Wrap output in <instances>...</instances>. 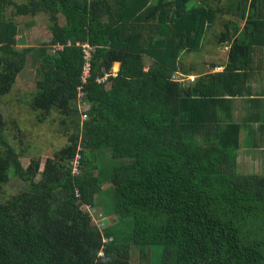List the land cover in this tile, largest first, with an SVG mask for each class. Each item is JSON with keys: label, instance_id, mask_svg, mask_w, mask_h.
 I'll list each match as a JSON object with an SVG mask.
<instances>
[{"label": "trees", "instance_id": "16d2710c", "mask_svg": "<svg viewBox=\"0 0 264 264\" xmlns=\"http://www.w3.org/2000/svg\"><path fill=\"white\" fill-rule=\"evenodd\" d=\"M221 4L236 5L243 33L233 39L240 27L226 23L217 38L231 43L225 70L186 84L193 68L181 60L201 50ZM9 7L47 13L50 40L19 49ZM257 42L264 47V0H0V99L30 63L32 109L56 110L77 129L41 171L39 158L21 162L0 114V190L12 178L25 183L0 200V264H133L136 249L145 262L152 246L159 264H264V176L237 173L239 126L216 110L240 95L230 86ZM99 205L111 217L102 229L87 209Z\"/></svg>", "mask_w": 264, "mask_h": 264}, {"label": "rangeland", "instance_id": "374dc122", "mask_svg": "<svg viewBox=\"0 0 264 264\" xmlns=\"http://www.w3.org/2000/svg\"><path fill=\"white\" fill-rule=\"evenodd\" d=\"M21 4L27 0H14ZM13 9L7 8L5 17L14 20L19 26V34L24 37V45L22 47H40L43 43L50 40V33L48 31L47 13L37 14L35 16H14ZM61 18V16H60ZM223 32L221 25L215 21V24L209 29L203 37L201 50L193 55L186 53L185 60L181 62V66H189L195 63L201 66L204 61L217 60L220 58L217 53L216 39ZM20 35L18 37H20ZM17 37V38H18ZM216 43V44H215ZM146 66H149L150 61L146 60ZM118 70L117 63H114L111 72L116 73ZM11 92L0 99V114L2 116V130L6 135L9 143L16 149L21 156V162L24 165L28 164L32 158H39L41 164V171H45V164L47 159H52L58 162L62 148L67 144L69 134L75 133L77 130L71 125L64 127L62 120L65 119L64 114L60 115L58 111L54 110L46 117L42 113L34 111L31 107V100L36 93V70L30 63L18 76ZM82 109H78V113L73 116L74 126L85 120L82 115ZM81 115L80 119L78 115ZM83 116V117H82ZM69 124V120L67 121ZM80 128V127H79ZM57 155V156H56ZM44 169V170H43ZM40 178L38 176L37 180ZM25 186V183L18 178H12L9 184L1 188L0 200L6 201L13 194L18 192ZM105 196L102 192L98 195V201L102 202V197ZM108 197V195H107ZM110 202V197L106 200ZM92 221L99 227L104 228L111 222V217L102 216V206L95 208H88ZM147 260L143 262L140 258L141 252L137 249L134 252L133 264H159L160 247L152 246L147 248Z\"/></svg>", "mask_w": 264, "mask_h": 264}, {"label": "crops", "instance_id": "0c3cea01", "mask_svg": "<svg viewBox=\"0 0 264 264\" xmlns=\"http://www.w3.org/2000/svg\"><path fill=\"white\" fill-rule=\"evenodd\" d=\"M221 7H223L222 4ZM228 8L230 7L224 5V12L217 15L216 21L223 30L226 23H230L231 26L237 24L240 29L233 36L234 39L243 33L245 19L238 21V13L235 11L236 5L233 4L230 10ZM244 11L247 12V9ZM256 40H258V37H256ZM217 45V53H214L220 56L219 59L204 61L201 66H197L195 63H191L189 66H180L182 70L193 68L192 71H189V74L183 76L186 84L195 82L200 76L221 73L225 70L227 53L231 43L226 41L222 44L217 43ZM252 49L255 56L248 63L249 69L237 78V83L233 82V85L227 83L231 85V89L235 90L234 88H236L240 95H226L223 97V103L218 104L216 110L222 122L239 126L238 149L236 152L237 173L240 175L264 176V47L262 48L257 42ZM183 60H185V56L181 62ZM212 64L215 66H211ZM117 65L119 69V64L117 63ZM148 67L146 66L145 70ZM258 67L260 68L258 69ZM189 77H193V81H189Z\"/></svg>", "mask_w": 264, "mask_h": 264}, {"label": "built area", "instance_id": "2783aa9c", "mask_svg": "<svg viewBox=\"0 0 264 264\" xmlns=\"http://www.w3.org/2000/svg\"><path fill=\"white\" fill-rule=\"evenodd\" d=\"M83 50H84V53H85L86 62L84 64V66H83V71H82V75H81V82L85 83L86 82V78L89 76V70H90L89 48H88V46L86 44L83 45ZM105 79H106V77H103V78L99 79L98 82H103V81H105ZM188 79H189V81H193L194 78L193 77H189ZM82 96H83V92L81 91V87H79L78 88V98H82ZM83 116H85V115H83Z\"/></svg>", "mask_w": 264, "mask_h": 264}]
</instances>
